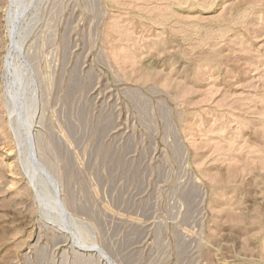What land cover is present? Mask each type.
Listing matches in <instances>:
<instances>
[{"label":"rangeland","instance_id":"rangeland-1","mask_svg":"<svg viewBox=\"0 0 264 264\" xmlns=\"http://www.w3.org/2000/svg\"><path fill=\"white\" fill-rule=\"evenodd\" d=\"M0 264H264V0H0Z\"/></svg>","mask_w":264,"mask_h":264},{"label":"bare ground","instance_id":"bare-ground-1","mask_svg":"<svg viewBox=\"0 0 264 264\" xmlns=\"http://www.w3.org/2000/svg\"><path fill=\"white\" fill-rule=\"evenodd\" d=\"M241 49H242V47H241ZM239 51V50H238ZM238 55H239V53H237ZM243 54V53H242Z\"/></svg>","mask_w":264,"mask_h":264}]
</instances>
